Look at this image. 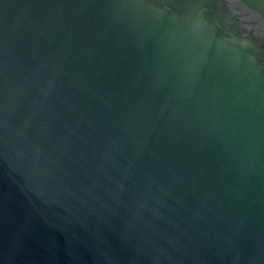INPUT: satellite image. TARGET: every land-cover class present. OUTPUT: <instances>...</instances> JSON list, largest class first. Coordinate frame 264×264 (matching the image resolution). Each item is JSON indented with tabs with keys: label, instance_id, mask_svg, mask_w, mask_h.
Returning a JSON list of instances; mask_svg holds the SVG:
<instances>
[{
	"label": "water",
	"instance_id": "95a60500",
	"mask_svg": "<svg viewBox=\"0 0 264 264\" xmlns=\"http://www.w3.org/2000/svg\"><path fill=\"white\" fill-rule=\"evenodd\" d=\"M0 264H264V0H0Z\"/></svg>",
	"mask_w": 264,
	"mask_h": 264
}]
</instances>
